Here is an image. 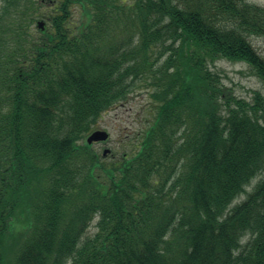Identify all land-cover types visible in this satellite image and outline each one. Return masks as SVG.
<instances>
[{"label": "trees", "instance_id": "trees-1", "mask_svg": "<svg viewBox=\"0 0 264 264\" xmlns=\"http://www.w3.org/2000/svg\"><path fill=\"white\" fill-rule=\"evenodd\" d=\"M251 37L247 0H0V264H264V97L210 69L264 84ZM136 88L104 158L85 138Z\"/></svg>", "mask_w": 264, "mask_h": 264}, {"label": "rangeland", "instance_id": "rangeland-1", "mask_svg": "<svg viewBox=\"0 0 264 264\" xmlns=\"http://www.w3.org/2000/svg\"><path fill=\"white\" fill-rule=\"evenodd\" d=\"M250 3L264 6V0H247ZM251 44L255 50L264 56V38L251 37ZM210 69L217 72L224 85L229 87L236 96L247 101H251L254 91L260 92L264 97V84L254 75L249 66L242 62H232L227 60H218L210 64ZM126 103L116 105L107 111L93 128L108 132L109 138L106 142H97L92 144L100 154L104 149L111 152L108 158H111L112 152L117 157L118 147L123 141L130 140L141 126H143V113L149 104L148 93L145 89L136 88L128 97ZM128 142V141H127ZM258 178L251 181L247 186V191H251ZM245 195H241L235 200V203L243 200ZM94 224V223H93ZM93 226L88 230V234L93 233Z\"/></svg>", "mask_w": 264, "mask_h": 264}, {"label": "water", "instance_id": "water-1", "mask_svg": "<svg viewBox=\"0 0 264 264\" xmlns=\"http://www.w3.org/2000/svg\"><path fill=\"white\" fill-rule=\"evenodd\" d=\"M37 26L39 28H43V23L39 22L37 24ZM108 138V133L106 131H102V130H96L93 131L87 138H86V142L87 144H91L93 142H103ZM109 150L105 149L102 153L103 156H106L108 154Z\"/></svg>", "mask_w": 264, "mask_h": 264}]
</instances>
